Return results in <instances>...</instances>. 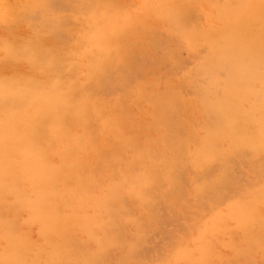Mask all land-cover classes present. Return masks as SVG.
Returning <instances> with one entry per match:
<instances>
[{"label": "rangeland", "instance_id": "rangeland-1", "mask_svg": "<svg viewBox=\"0 0 264 264\" xmlns=\"http://www.w3.org/2000/svg\"><path fill=\"white\" fill-rule=\"evenodd\" d=\"M0 264H264V0H0Z\"/></svg>", "mask_w": 264, "mask_h": 264}]
</instances>
